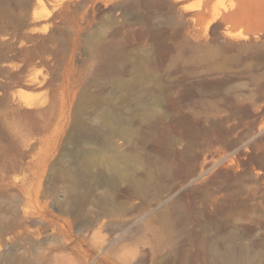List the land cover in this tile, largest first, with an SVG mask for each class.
Returning <instances> with one entry per match:
<instances>
[{
	"label": "rangeland",
	"instance_id": "rangeland-1",
	"mask_svg": "<svg viewBox=\"0 0 264 264\" xmlns=\"http://www.w3.org/2000/svg\"><path fill=\"white\" fill-rule=\"evenodd\" d=\"M24 1L0 0V35L24 21ZM88 2L87 34L99 29L98 51L84 35L76 46L60 26L58 44L44 46L55 52L57 66L37 59L27 63L25 45L0 40V264H213L212 250H224L229 233L235 245L250 249L255 263L264 264V208L251 209L244 194L231 203L221 198L238 186H252L256 173L264 179L259 168L244 179L227 168L234 147L264 143V115L256 116L254 128L239 126L231 133L224 123L219 126L224 131L211 125L227 116L228 91H236L238 106L249 113L264 104V92L254 93L251 82L253 76L264 81V0ZM62 17L65 25L73 24L70 10ZM110 57L119 64L105 75ZM145 58L144 70L152 76L147 91L155 96L158 86H166L178 112L166 120L175 121L174 131L162 127L163 138L146 136L145 152L154 164L142 191L131 188L122 203L115 202L117 213L101 214L95 202L115 201L127 183L95 169L107 192L93 190L79 208L61 207L68 197L62 181L67 159L82 174L81 191L94 181L76 164L87 147L73 126L80 99L70 96L67 75L75 76L79 88L114 93L111 78L120 67ZM34 76L46 79L37 84L30 81ZM227 76L234 81L226 82ZM244 113L238 108L227 123L249 121Z\"/></svg>",
	"mask_w": 264,
	"mask_h": 264
},
{
	"label": "bare ground",
	"instance_id": "bare-ground-1",
	"mask_svg": "<svg viewBox=\"0 0 264 264\" xmlns=\"http://www.w3.org/2000/svg\"><path fill=\"white\" fill-rule=\"evenodd\" d=\"M88 3V0L24 1L22 6L24 10V21L21 23H13L12 31L7 34H1L0 40L12 41L14 44L19 43L21 45L20 47L25 45L27 48L26 52L29 56L25 61L27 63L33 59H37L41 63L45 64V62H48L50 65L57 66L55 52L44 46L47 43L52 44V46L58 44L54 41V38L56 37L55 31L58 26H60L63 27L61 29H65L71 34L70 37L72 42H74L76 46H79V38L84 35V42L94 44L95 50L98 51L102 46V44H99L100 41L97 40L100 35L99 29H96L94 34H90V32L87 34L89 31L88 24L91 23L88 9L90 4L88 5ZM66 10H70L73 13L72 25H69L70 23L68 24V22V26L65 25L66 18L64 19L62 16L63 12ZM111 59L107 68H104L105 70L103 69L105 75L113 73L117 64H119L118 58L112 57ZM133 61H129V63L120 67L119 73L111 78V81L116 82V90L114 93L109 92V94H106L107 91L103 88L94 93L89 91V86L79 88L77 80L74 78L75 76L73 77L71 74V76L67 75L65 79L70 89V96L74 97L77 94L79 95L80 100L79 102L77 101V108L75 109L76 114L72 118L73 126L78 128L81 133L80 142L83 146L87 147L86 150L82 152L83 154L81 153V158L78 159L81 160L80 163L76 164H79V168L81 165L84 175L90 177L94 181L88 189L81 191L82 177L80 176L82 174H76L73 168H76L77 165L76 167H72L69 160L66 158L67 160L65 162L68 164L62 169V181L66 184L68 197L65 205L63 204L61 207L74 204L79 208L84 202L90 200L93 190L100 189L107 192L108 186L97 182L98 180L96 181L95 179L96 169V171L98 170L99 172L112 174L117 180L120 182L122 181V183H127L126 189L117 191L115 201L107 200L106 202H101L97 200L95 202L101 214L114 215L117 213L116 203L120 204L121 197L129 195V190L131 188H134L137 193L142 191L148 167L154 164L153 160L151 161L152 158H149L150 154L145 152V141L148 132L152 134L159 133L158 136L163 138L162 134L159 132L162 127L164 129L169 127L172 131L176 128V123H173L175 121L170 122L169 120V122H167L166 120L176 116L178 112L177 99L170 96L166 86L165 88L158 86L156 89L159 92L158 95L154 96L150 94L146 89V85L152 76L149 78V75H151L150 72L144 70V67L148 65L147 58H145V61L141 60L142 62L140 60L135 61V59ZM122 62L124 63V60ZM69 65L70 64H68L67 67L70 69L71 66ZM152 75L154 74L152 73ZM225 75H228L227 72ZM38 76H34L30 81L33 83L37 82V84L45 81V77L39 79ZM29 77L27 78L29 79ZM231 80L234 81V76H227L225 81L230 82ZM251 80L256 87L254 93L259 94L264 92V81L261 82L262 80H259L257 76H253ZM215 86H217V84ZM234 92L236 91L227 92L225 101L229 102L231 105L228 109L229 112L227 116L222 119L212 122V130L216 131L223 129L224 131L222 123H224V127H226V133H231V131L239 126L252 129L257 124L256 116L260 117L264 115V104L259 106L256 112L253 110L250 113L245 109V106L239 107V96ZM21 104L28 108L34 105L36 106V104L33 103V105L28 101ZM238 108L243 109L246 112L244 114H247L245 117H251V119L247 122H243L240 119L232 125H229L227 119H230ZM220 125H222V127H219ZM242 147L243 146L240 145L231 150L230 148L232 147L229 146L232 152L227 157V168L233 170L237 179H244L248 176L249 171L251 169L254 170V168L261 169L262 171H258V173L263 174L264 143H255L252 146H248L246 150ZM75 154H77V152ZM132 170H134L136 174L130 173ZM256 174L255 178L253 177L251 180L252 186L247 185L248 188L244 187L245 189L242 185L238 186L236 190H232L230 193L221 197L223 202H230L234 195L237 197V195L244 194L243 200H248L246 203H249V200L252 201L251 209L264 208V179L260 181ZM249 177L251 176L249 175ZM233 201H235V199H233ZM242 203L241 205H243ZM228 240V245L224 250H212L211 256L213 264H262L261 260L257 263L252 260L249 256L251 251L245 245L234 244L232 233L228 234Z\"/></svg>",
	"mask_w": 264,
	"mask_h": 264
}]
</instances>
